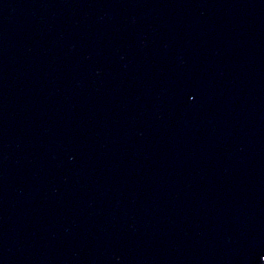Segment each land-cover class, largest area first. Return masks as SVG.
Returning <instances> with one entry per match:
<instances>
[{
	"label": "water",
	"instance_id": "1",
	"mask_svg": "<svg viewBox=\"0 0 264 264\" xmlns=\"http://www.w3.org/2000/svg\"><path fill=\"white\" fill-rule=\"evenodd\" d=\"M264 0H0V264H264Z\"/></svg>",
	"mask_w": 264,
	"mask_h": 264
},
{
	"label": "snow or ice",
	"instance_id": "2",
	"mask_svg": "<svg viewBox=\"0 0 264 264\" xmlns=\"http://www.w3.org/2000/svg\"><path fill=\"white\" fill-rule=\"evenodd\" d=\"M262 259H264V257H262Z\"/></svg>",
	"mask_w": 264,
	"mask_h": 264
}]
</instances>
